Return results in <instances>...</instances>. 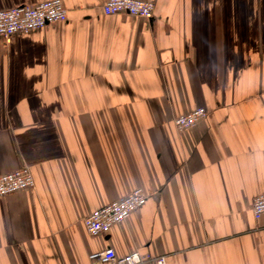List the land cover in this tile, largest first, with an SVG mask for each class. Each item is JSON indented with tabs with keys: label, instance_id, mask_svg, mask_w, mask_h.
<instances>
[{
	"label": "crops",
	"instance_id": "crops-1",
	"mask_svg": "<svg viewBox=\"0 0 264 264\" xmlns=\"http://www.w3.org/2000/svg\"><path fill=\"white\" fill-rule=\"evenodd\" d=\"M47 0H0V9ZM62 0L68 20L0 38V264H264V0H148L152 20ZM208 111L192 128L174 120ZM136 188L105 234L83 219ZM141 264H155L146 261Z\"/></svg>",
	"mask_w": 264,
	"mask_h": 264
},
{
	"label": "built area",
	"instance_id": "built-area-1",
	"mask_svg": "<svg viewBox=\"0 0 264 264\" xmlns=\"http://www.w3.org/2000/svg\"><path fill=\"white\" fill-rule=\"evenodd\" d=\"M102 10L105 15L128 14L152 20L155 4L148 0H107ZM68 20V10L62 0H47L33 4H21L0 9V38L9 39L15 34L30 33L49 24ZM204 107L178 115L175 126L178 130L192 128L207 117ZM35 179L29 167L24 166L12 172L0 175V197L15 194L21 190L34 188ZM148 195L142 188H136L126 196L108 203L83 219L86 231L91 236L108 233L116 224L126 221L130 215L145 205ZM256 220L264 216V194L256 196L252 204ZM89 258L95 264H141L146 261L155 264H167L166 256L150 258L139 251L119 256L113 248L92 252Z\"/></svg>",
	"mask_w": 264,
	"mask_h": 264
}]
</instances>
